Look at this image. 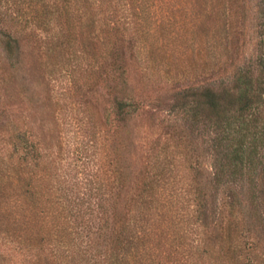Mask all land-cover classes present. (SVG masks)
I'll use <instances>...</instances> for the list:
<instances>
[{
    "label": "rangeland",
    "instance_id": "obj_1",
    "mask_svg": "<svg viewBox=\"0 0 264 264\" xmlns=\"http://www.w3.org/2000/svg\"><path fill=\"white\" fill-rule=\"evenodd\" d=\"M223 2L232 14L229 20H221V15L197 20L196 0H149L151 17L138 20L140 29L135 20H126L131 35L114 32L108 49L95 47L85 55L78 48L68 49L65 20L52 0H0V8L15 16L2 20L0 30L19 38L18 47L8 53L0 33V107L7 111L2 119H18L48 149V160L62 181L80 182L75 196L84 195L86 179L104 172L110 201L116 200L122 213L132 201L133 220L143 180L160 184L162 216L153 219L162 220V235L186 233L197 240L201 227L191 219L192 179L208 199L218 197L212 227L226 219L225 189L217 194L213 189L210 135L187 124L170 106L176 92L228 80L238 64L264 59V0H218ZM225 21L233 25L236 43L228 57L235 60L218 63L206 30ZM125 37H133V43ZM202 37L204 44L199 42ZM138 38L147 40L146 50ZM110 54L119 56V66ZM118 88L144 102L143 109L124 122L113 109ZM239 194L248 233L264 246V225L255 221L246 192ZM152 196L144 193L145 199ZM153 219L148 218L149 225ZM7 258L0 253V264H7Z\"/></svg>",
    "mask_w": 264,
    "mask_h": 264
},
{
    "label": "trees",
    "instance_id": "obj_2",
    "mask_svg": "<svg viewBox=\"0 0 264 264\" xmlns=\"http://www.w3.org/2000/svg\"><path fill=\"white\" fill-rule=\"evenodd\" d=\"M196 2L197 20L232 17L225 2ZM52 3L57 15L64 17L68 49L78 48L83 54L95 47L106 49L114 32L131 35L126 20H135L138 26V20L151 17L149 0ZM14 19L0 8V22ZM232 27L225 21L206 30V42L214 48L218 63L235 60L228 57L236 43ZM0 33L5 50L12 53L19 38L7 30ZM125 38L133 43V37ZM139 41V47L146 50L147 40ZM199 42L204 44V38ZM112 57L119 66V56ZM143 103L124 88L113 92L118 121L137 114ZM170 110L182 113L187 124L202 127L210 135L213 189L216 194L225 189L226 219L212 227L218 197L208 199L201 184L196 178L193 184L192 179L189 189L195 207L191 219L201 227L197 240L186 233L162 235V220L154 221L162 216V186L153 180H143L136 220L131 218L132 201L125 203L123 213L116 200L110 201L104 172L86 179L84 195L75 196L80 182L68 185L56 176L48 149L18 119H2L7 111L0 107V253L8 257L7 264H264V246L248 233L238 207L239 193L244 191L255 221L264 225V59L238 64L228 80L176 92ZM105 122H109L108 113ZM146 191L155 196L145 199ZM148 218L153 219L150 225Z\"/></svg>",
    "mask_w": 264,
    "mask_h": 264
}]
</instances>
